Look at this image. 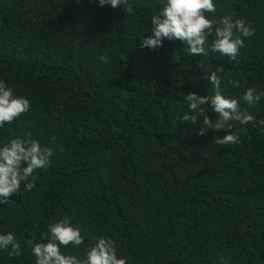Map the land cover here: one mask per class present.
Returning a JSON list of instances; mask_svg holds the SVG:
<instances>
[{
	"label": "trees",
	"instance_id": "16d2710c",
	"mask_svg": "<svg viewBox=\"0 0 264 264\" xmlns=\"http://www.w3.org/2000/svg\"><path fill=\"white\" fill-rule=\"evenodd\" d=\"M214 2L210 18L243 19L254 30L239 62L194 57L178 40L141 48L159 0L116 9L95 0H0V79L31 101L0 128V142L31 133L53 149L33 189L0 204V233L15 232L23 248L17 257L0 251V264H35L33 243L64 216L85 245L111 237L128 264H264V98L241 100L255 120L235 125L236 145L180 120L186 94L212 95L207 78L217 66L226 95L264 91V0ZM66 251L82 256L85 246Z\"/></svg>",
	"mask_w": 264,
	"mask_h": 264
},
{
	"label": "clouds",
	"instance_id": "9594fccd",
	"mask_svg": "<svg viewBox=\"0 0 264 264\" xmlns=\"http://www.w3.org/2000/svg\"><path fill=\"white\" fill-rule=\"evenodd\" d=\"M95 2L99 7L112 9L128 4V0ZM215 12L214 0H159L158 10L149 19L151 27L145 30L151 35L138 38L140 47L155 49L161 47L164 40H178L194 57L218 53L230 61L239 62L244 39L254 35V30L243 19L224 16L217 21L210 18L209 14ZM209 35L212 36L211 41ZM99 59L107 63L109 57L105 54ZM220 71L217 66L207 78L212 86V95L186 94L188 112L180 116V120L201 123L200 133L207 130L223 133L215 139L219 145H236L240 142V135L233 131L235 125H248L255 120L252 114L241 109V100L249 106L255 105L264 98V91L249 87L239 99L226 95L222 77L218 75ZM228 84L241 87L238 80H229ZM203 105H208L218 119L213 122ZM30 110L31 101L0 79V128L10 125ZM260 123L264 124V121ZM52 156L53 149L42 146L31 133L0 142V204L9 203L8 198L19 193L22 186L31 191L37 179L36 171L46 170ZM81 246H85L82 256L66 251L69 247L77 249ZM0 251L9 257L20 256L23 251L21 238L12 231L0 233ZM30 251L35 264H128V258L118 254L116 242L111 237L96 236L85 245L81 229L68 216L47 224Z\"/></svg>",
	"mask_w": 264,
	"mask_h": 264
}]
</instances>
